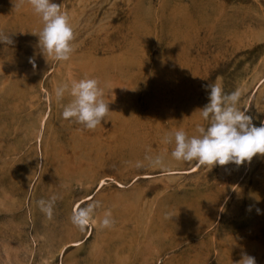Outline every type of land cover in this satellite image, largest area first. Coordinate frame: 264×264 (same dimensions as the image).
Wrapping results in <instances>:
<instances>
[{
  "label": "rangeland",
  "instance_id": "rangeland-1",
  "mask_svg": "<svg viewBox=\"0 0 264 264\" xmlns=\"http://www.w3.org/2000/svg\"><path fill=\"white\" fill-rule=\"evenodd\" d=\"M55 2L74 51L48 63L30 32L40 18L26 0H0L13 41L0 44V264H264V156L195 169L162 143L207 126L209 84L239 89L253 124L264 121V0ZM82 78L108 102L94 130L62 119L69 98L54 97ZM146 154L167 171L136 168ZM53 196L49 219L37 201ZM93 199L96 223L80 231L72 210ZM109 209L114 224L100 228Z\"/></svg>",
  "mask_w": 264,
  "mask_h": 264
},
{
  "label": "clouds",
  "instance_id": "clouds-1",
  "mask_svg": "<svg viewBox=\"0 0 264 264\" xmlns=\"http://www.w3.org/2000/svg\"><path fill=\"white\" fill-rule=\"evenodd\" d=\"M32 11L40 18L42 27L39 31H30L38 36L40 54L49 61H67L74 51V29L69 16L61 10L55 0H26ZM25 0H15L14 6L23 7ZM9 34L0 32V44H12ZM33 69L36 62L29 57ZM207 88L208 102L200 108V117L207 121V126L196 124L195 134L189 136L181 128L166 133L162 143L172 144L171 158L177 162L193 163L195 169L215 165L225 166L232 163L240 166L250 163L259 154L264 156V121L259 126L253 124L252 116L248 115L249 104H242L239 89L225 93L220 84H209ZM104 95L97 79L82 78L70 83H61L54 89L57 102L69 99L63 106L61 117L64 120L82 125L85 129L94 130L106 119L109 112L108 102L102 99ZM136 168L153 167L165 171L162 155L146 154L143 161L135 163ZM53 196L48 200L41 199L37 204L47 218L53 216L56 202ZM100 201L95 199L85 202L83 206H75L70 216L71 223L80 231H84L94 220ZM257 213L260 209L257 208ZM173 217V216H172ZM100 228H110L114 224L111 210H106L98 221ZM240 264H256L255 258L244 255Z\"/></svg>",
  "mask_w": 264,
  "mask_h": 264
}]
</instances>
